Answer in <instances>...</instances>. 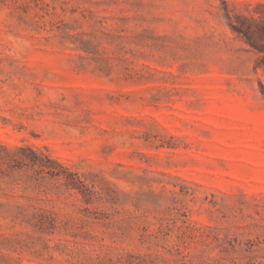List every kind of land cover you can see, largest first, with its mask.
I'll return each mask as SVG.
<instances>
[{"label":"rangeland","instance_id":"obj_1","mask_svg":"<svg viewBox=\"0 0 264 264\" xmlns=\"http://www.w3.org/2000/svg\"><path fill=\"white\" fill-rule=\"evenodd\" d=\"M258 3L0 0V264H264Z\"/></svg>","mask_w":264,"mask_h":264},{"label":"trees","instance_id":"obj_2","mask_svg":"<svg viewBox=\"0 0 264 264\" xmlns=\"http://www.w3.org/2000/svg\"><path fill=\"white\" fill-rule=\"evenodd\" d=\"M264 3L256 5L257 15L250 14L245 16L237 14L236 24H231V28L242 38L250 47L262 54L264 59ZM264 63V62H263ZM264 65V64H263ZM260 92L264 98V84L259 81Z\"/></svg>","mask_w":264,"mask_h":264}]
</instances>
